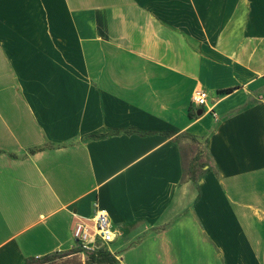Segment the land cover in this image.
Returning <instances> with one entry per match:
<instances>
[{
	"label": "crops",
	"instance_id": "1",
	"mask_svg": "<svg viewBox=\"0 0 264 264\" xmlns=\"http://www.w3.org/2000/svg\"><path fill=\"white\" fill-rule=\"evenodd\" d=\"M263 88L264 0H0V264H264Z\"/></svg>",
	"mask_w": 264,
	"mask_h": 264
},
{
	"label": "built area",
	"instance_id": "2",
	"mask_svg": "<svg viewBox=\"0 0 264 264\" xmlns=\"http://www.w3.org/2000/svg\"><path fill=\"white\" fill-rule=\"evenodd\" d=\"M191 104L194 107H204L207 105V93L198 89L191 95ZM117 232L114 229L108 213L94 205L93 215L89 223L78 222L72 229V238L80 250L82 256L86 253H94L102 245L113 242Z\"/></svg>",
	"mask_w": 264,
	"mask_h": 264
},
{
	"label": "rangeland",
	"instance_id": "3",
	"mask_svg": "<svg viewBox=\"0 0 264 264\" xmlns=\"http://www.w3.org/2000/svg\"><path fill=\"white\" fill-rule=\"evenodd\" d=\"M264 89V88H263ZM255 101V100H254ZM207 156L204 149V145L198 138H190L189 141L183 146V161L185 166H187V169L189 171V175L191 173V170H194L195 175L197 177L201 175V164L207 165ZM197 178H194L192 181V188L196 182ZM190 203L189 196L187 197V203L185 204L188 206ZM183 205V206H185ZM100 250L109 252L107 246H101ZM110 253V252H109ZM76 260H80L82 264H85L87 256H82L81 254L77 257H74ZM67 259H56L54 264H74L75 261H66Z\"/></svg>",
	"mask_w": 264,
	"mask_h": 264
},
{
	"label": "trees",
	"instance_id": "4",
	"mask_svg": "<svg viewBox=\"0 0 264 264\" xmlns=\"http://www.w3.org/2000/svg\"><path fill=\"white\" fill-rule=\"evenodd\" d=\"M232 91V89H228V92ZM193 138V137H192ZM204 164H201V167H204ZM196 172L194 170H191V173L189 175L191 181L194 180V178H197V175H195ZM202 174V173H201ZM200 176V175H199ZM197 180V179H196ZM80 250H67V251H61V252H55L52 254L45 255L41 258H34L28 261V264H54L56 259H67L66 261H75L74 264H82L80 260H76L74 257H77V253H79ZM86 261L85 264H113L115 263V258L109 253L102 250H97L94 253H86Z\"/></svg>",
	"mask_w": 264,
	"mask_h": 264
},
{
	"label": "water",
	"instance_id": "5",
	"mask_svg": "<svg viewBox=\"0 0 264 264\" xmlns=\"http://www.w3.org/2000/svg\"><path fill=\"white\" fill-rule=\"evenodd\" d=\"M201 112L199 111L198 114H200Z\"/></svg>",
	"mask_w": 264,
	"mask_h": 264
}]
</instances>
